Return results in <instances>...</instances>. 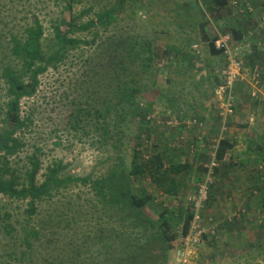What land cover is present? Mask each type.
I'll use <instances>...</instances> for the list:
<instances>
[{
	"label": "rangeland",
	"instance_id": "1",
	"mask_svg": "<svg viewBox=\"0 0 264 264\" xmlns=\"http://www.w3.org/2000/svg\"><path fill=\"white\" fill-rule=\"evenodd\" d=\"M66 2L69 0H0V28L7 32V28L13 24H25L35 16L48 36L50 26L62 17L63 12L67 18L68 13L64 10ZM118 3L119 0H74L72 12L79 13L91 7L92 11L84 21L92 18L101 8ZM185 3L192 7L189 15L177 7ZM263 4L264 0H227L225 8L212 12L206 9L203 0H127L117 22L108 29L110 33L115 31L120 35L135 34L154 39L157 48L153 77L156 88L145 92L142 97L143 101L154 103L153 111L146 117L150 130L145 132L142 129L138 133L133 129L127 155L130 156L129 148L136 142L134 138H139V150L145 160L157 152L161 153L163 169L167 170L171 162L195 163L189 175L176 177L179 195L175 198L159 191L147 176L135 181L136 186L140 185L155 195L153 204L181 208L188 206L189 198L194 195L196 185L203 177L204 164L208 161L213 142L226 138L233 143V149L218 163L215 183L210 192L213 200L204 210V224L211 217L218 233L213 239L204 238L190 264H264V212L255 202L257 190L249 187L253 185V176L264 174L263 165L257 164L255 157V153L260 152L256 142L264 140V65L252 68L247 58L257 52L264 61ZM201 8L202 13L199 11ZM249 13L255 18L257 26L248 31L241 43L233 42L243 70L235 86V113L224 121L219 116L222 97L213 94L217 86L214 83L216 71L224 63L218 56L211 55L209 39L218 35L232 38V28H241L243 20H248ZM202 21H206L204 32L209 37L208 41L203 40L197 24ZM176 24L182 27L178 28ZM85 35L87 33L78 36ZM188 40L197 43L198 49L192 54L189 48L184 47ZM171 45L178 49L183 46L181 54L190 53L193 65L189 66L168 53L166 46ZM80 56L72 55L57 70H48L39 78L37 93L21 101V115L31 122L21 135L25 146L19 152V157L24 158L40 150L38 180L42 179L47 166L57 161H61L67 171L76 176H99L109 166L111 153L107 148L101 149L93 144L91 133L85 135L80 126L71 129L67 125L74 110L85 108L86 85L81 84L84 68ZM2 86L0 83V89ZM161 93L165 94L164 98L160 97ZM254 94L258 98L249 99ZM195 117L202 119L201 128L191 124V119ZM169 120L171 124H165ZM135 123V127L140 126ZM249 144H252L253 152L247 150ZM15 160L19 166L22 165L20 160ZM90 196L82 188L72 186L42 201L37 217L28 220L24 202H11L0 195L1 207L10 215L8 221L16 230L10 235L0 230V263L10 260L8 257L12 253L13 256L20 255V264H26L30 258L34 264H47V259L55 263L57 254L58 257L65 255L63 259L67 261L71 254L70 246L82 243L79 240L83 227L90 230L99 218V215L95 218L93 204L89 201L91 198L87 200ZM145 212L156 218L152 207L145 209ZM1 214L2 209L0 226L3 219ZM25 222L26 226L39 224L43 228L41 240L36 242L32 252L26 251L19 240L18 233ZM104 224H99V227L106 226L105 218ZM90 241L92 252L95 250L93 248L101 247L94 238ZM105 259L106 256L102 255L99 260L105 262ZM88 261L91 262L90 259Z\"/></svg>",
	"mask_w": 264,
	"mask_h": 264
},
{
	"label": "trees",
	"instance_id": "2",
	"mask_svg": "<svg viewBox=\"0 0 264 264\" xmlns=\"http://www.w3.org/2000/svg\"><path fill=\"white\" fill-rule=\"evenodd\" d=\"M126 1L119 0L116 6L103 7L96 11L92 18L83 21L92 8L73 13L74 0H69L64 4L67 18L63 12L62 17L50 26L48 36L43 24L35 16L25 24H13L7 28V32L0 28V83L3 85L0 89V195L11 202H24L25 214L30 220L37 217L38 206L42 201L51 199L62 190L73 186L82 188L87 195H91L87 200L91 198L89 201L93 204L96 219L99 215L90 230H87L86 226L83 227L79 240L82 243L70 246L71 254L67 261L63 259L65 255L58 257L57 254V262L53 263V260L47 259V264H172V254L178 236L187 232L192 217L190 206H157L153 204L154 194L134 184L147 176L159 191L175 198L179 195L176 177L181 174L189 175L192 168L187 162H171L167 170L163 169L161 158L154 155L145 160L139 150V138H134L136 142L129 148L130 156L127 155L133 129L138 133H141L142 129L145 132L150 130L146 117L153 111L154 103L145 102L142 97L145 92L156 88L153 77L157 48L154 46V39L135 34L120 35L108 30L117 22ZM203 2L206 9L212 12L225 8L227 4V0ZM177 7L188 15L192 10L191 5L187 3ZM199 11L202 13V8ZM248 16V20L241 23V28H232L233 46V42L241 43L248 31L257 26L252 14L249 13ZM197 24L203 40L208 41L209 37L204 32L206 21ZM176 25L178 28L182 27L181 24ZM83 33L87 35L78 36ZM218 36L209 39V51L212 56H218L225 63L226 55L214 45ZM166 47L168 53H172L176 59L189 66L193 65L190 53L198 49L197 43L186 41L184 47L189 48L190 53L184 55L180 51L183 46H180L181 49L175 45ZM77 54L81 55L83 61L81 84L86 85L85 108L74 110L67 125L71 129L80 126L85 135L91 133L93 144L101 149L107 148L111 153L108 158L109 166L105 173L99 176H76L71 175L61 161H57L47 166L42 179L38 180L41 170L40 150L37 149L24 158L19 157V152L25 146L21 135L31 122L28 117L21 115V101L37 93L39 78L43 74L48 70H57L72 55ZM259 55L254 52L247 56L252 68L264 65L263 58L260 59ZM220 82L216 75L214 83L218 85ZM164 96L165 94H160L161 98ZM257 98V94H254L253 98L249 97L253 100ZM234 103L235 99L232 115L235 113ZM165 104L167 105V102ZM135 122L140 126L135 127ZM215 145V155L219 163L228 151L233 149V143L226 138H218L211 145L209 152L213 151L212 146ZM256 145L260 150L255 153L258 159L256 163L262 164L264 168V140L256 142ZM247 150L253 152L252 144L248 145ZM15 158L22 162L21 166ZM262 177L264 178L262 173L257 177L253 176V185L249 187H255L254 190H257L255 202L261 208L260 211L264 212ZM255 178L256 180H253ZM213 185L210 187L204 210L213 200L210 193ZM150 207L154 210L156 218L145 212V209ZM1 209L3 219L0 230L10 235L16 230L8 221L10 215L0 204V211ZM202 215L205 217L204 211ZM104 218L107 220L106 226L99 227V224H104ZM22 226L18 233L19 240L26 247V251L32 252L36 242L41 240L43 228L39 224L26 226V222ZM217 233L218 230L215 234ZM205 237L213 239L215 235L205 234ZM93 238L101 247L93 248L95 250L92 252L90 239ZM102 255L106 256L105 262L99 260ZM8 258L10 260L0 264L10 261V264H20V255L13 256L12 253ZM26 264H34L32 258Z\"/></svg>",
	"mask_w": 264,
	"mask_h": 264
},
{
	"label": "built area",
	"instance_id": "3",
	"mask_svg": "<svg viewBox=\"0 0 264 264\" xmlns=\"http://www.w3.org/2000/svg\"><path fill=\"white\" fill-rule=\"evenodd\" d=\"M247 8L251 10L250 7ZM214 45L216 49L222 50L226 55V62L216 71L221 82L213 90L216 95L222 97L220 116L225 121L233 113L235 86L241 79L243 67L235 52L237 48L232 45V38L229 35L218 36ZM190 122L197 128H201L203 125L196 118H192ZM165 124L170 125L171 121L169 120ZM216 147L217 145L212 146L213 151L210 152L208 162L204 165L203 177L197 185L194 195L189 198L188 206H190L192 217L187 232L178 236L177 245L172 254V264H190L191 258L203 243L204 235H216L217 228L212 218H208L204 224L202 215L210 187L214 184L215 169L218 167L215 155Z\"/></svg>",
	"mask_w": 264,
	"mask_h": 264
},
{
	"label": "crops",
	"instance_id": "4",
	"mask_svg": "<svg viewBox=\"0 0 264 264\" xmlns=\"http://www.w3.org/2000/svg\"><path fill=\"white\" fill-rule=\"evenodd\" d=\"M259 93H262V92H259ZM200 117H201V116H200ZM201 120H202V119H201ZM200 122H201V121H200ZM160 154H161V153H160ZM160 154L157 152V153L154 154V156H156V157H160V158H161L162 156H161ZM152 156H153V155H152ZM205 160H207L206 157H205ZM184 163H185V162H184ZM176 164H182V163H181V162H180V163H177V162H176ZM187 164H189V165L191 166L192 169L195 168V167H194V165H195L194 162H192V161H188ZM176 179H177V178H176ZM177 184H178V182H177ZM209 218H210V217H209Z\"/></svg>",
	"mask_w": 264,
	"mask_h": 264
}]
</instances>
